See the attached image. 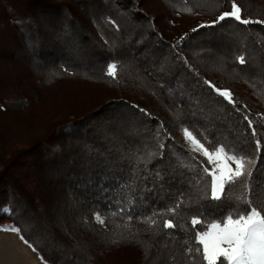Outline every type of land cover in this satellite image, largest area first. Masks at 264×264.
Here are the masks:
<instances>
[{
	"label": "trees",
	"instance_id": "trees-1",
	"mask_svg": "<svg viewBox=\"0 0 264 264\" xmlns=\"http://www.w3.org/2000/svg\"><path fill=\"white\" fill-rule=\"evenodd\" d=\"M237 3L264 19V0ZM229 10L228 0H0V223L49 264H188L190 217L235 204L196 200L207 165L183 128L256 157L251 199L264 203V24L198 28ZM112 62L116 80L104 74ZM13 122L25 125L15 136ZM181 194L175 229L144 222Z\"/></svg>",
	"mask_w": 264,
	"mask_h": 264
},
{
	"label": "snow or ice",
	"instance_id": "snow-or-ice-1",
	"mask_svg": "<svg viewBox=\"0 0 264 264\" xmlns=\"http://www.w3.org/2000/svg\"><path fill=\"white\" fill-rule=\"evenodd\" d=\"M216 2L219 4V0ZM228 3L229 11L220 12L211 25H199L198 28L214 26L228 18H232L242 25L264 24V19L243 18L242 8L237 0H228ZM182 10L189 14L193 11L191 7L187 6ZM198 28L192 31L195 32ZM182 39L184 37H181ZM235 60L240 65L247 63L244 54L236 55ZM117 70L116 63H108L104 68V74L116 80ZM65 71L67 70L65 69ZM204 83L228 103L235 106L233 93L230 90L221 89L211 81L206 80ZM237 110L239 111L238 108ZM140 111L145 110L140 109ZM243 119L247 121L248 127L252 128L251 135L255 139V150L259 153L262 145L261 140L256 138L257 131L253 127V121L247 115ZM182 132L189 144V151L202 156L207 165L205 166L204 163L200 165L198 179L195 183L196 200H211L212 202L224 200L232 201L235 204V207L230 204V210L220 217L206 219L199 211L197 215L190 217L193 232L189 239L184 241L185 252L189 255L188 264H264V203L255 205L251 199V178L256 165V157H249L242 150L230 145L219 142L213 144L211 141H207V138H204L206 143H202L187 128H183ZM163 147V144H159V148ZM154 155V152H149L148 159L150 160ZM138 159L145 162L144 157ZM189 170H191V166H189ZM129 203L132 202L129 201ZM183 203L184 197L181 194L173 206L163 212H154L151 216L144 217V222L151 227L162 221L164 229H175L177 224L174 223L173 218L179 213ZM124 211V208H120L118 211H110L109 215L117 216ZM157 216L161 219L157 220ZM94 219L101 225L105 223L99 213L94 214ZM132 219L131 215L127 217L128 221ZM197 225H200L199 229L196 228ZM123 227L127 228L128 225L125 224ZM0 230L21 233V229L15 226L4 227ZM20 239L33 251H36V248L23 235H20Z\"/></svg>",
	"mask_w": 264,
	"mask_h": 264
},
{
	"label": "rangeland",
	"instance_id": "rangeland-1",
	"mask_svg": "<svg viewBox=\"0 0 264 264\" xmlns=\"http://www.w3.org/2000/svg\"><path fill=\"white\" fill-rule=\"evenodd\" d=\"M13 123V126L10 124L8 127V132L9 134L15 136L18 133L17 131H22L25 125H22L19 122ZM100 215L102 216V214ZM4 227H8V225L6 223H0V229ZM16 239L13 236L9 237L8 235L0 234V264H29L27 263L28 257L26 249L21 248L19 241L17 242Z\"/></svg>",
	"mask_w": 264,
	"mask_h": 264
},
{
	"label": "crops",
	"instance_id": "crops-1",
	"mask_svg": "<svg viewBox=\"0 0 264 264\" xmlns=\"http://www.w3.org/2000/svg\"><path fill=\"white\" fill-rule=\"evenodd\" d=\"M0 234L2 235H8L9 237H15L16 241H19V245L21 248H25L26 249V254L28 257V262L29 264H49L46 261L42 260L41 257L39 256L37 251H33L32 248L28 247V245H26L19 236V233H11V232H5V231H0Z\"/></svg>",
	"mask_w": 264,
	"mask_h": 264
},
{
	"label": "built area",
	"instance_id": "built-area-1",
	"mask_svg": "<svg viewBox=\"0 0 264 264\" xmlns=\"http://www.w3.org/2000/svg\"><path fill=\"white\" fill-rule=\"evenodd\" d=\"M96 213H99V212H96ZM103 219H104V215L102 214V216H101Z\"/></svg>",
	"mask_w": 264,
	"mask_h": 264
}]
</instances>
